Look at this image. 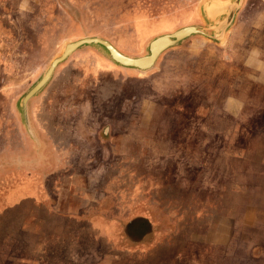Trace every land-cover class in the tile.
<instances>
[{
  "label": "rangeland",
  "instance_id": "1",
  "mask_svg": "<svg viewBox=\"0 0 264 264\" xmlns=\"http://www.w3.org/2000/svg\"><path fill=\"white\" fill-rule=\"evenodd\" d=\"M182 1L0 0V264H264V0L143 75L83 47L29 103L38 145L21 116L65 43L142 56L203 24Z\"/></svg>",
  "mask_w": 264,
  "mask_h": 264
},
{
  "label": "water",
  "instance_id": "2",
  "mask_svg": "<svg viewBox=\"0 0 264 264\" xmlns=\"http://www.w3.org/2000/svg\"><path fill=\"white\" fill-rule=\"evenodd\" d=\"M243 1L202 0L199 4V13L203 24L182 27L171 33L153 38L146 45L145 54L139 57H131L119 52L110 42L100 37H85L65 43L61 53L49 63L40 79L24 94L19 102L21 116L28 135L35 145L39 144L29 118L30 101L36 98L48 85L58 65L77 50L87 46L95 47L116 66L143 75L154 69L157 60L165 51L177 47L194 36L202 37L213 43H222L241 9Z\"/></svg>",
  "mask_w": 264,
  "mask_h": 264
},
{
  "label": "crops",
  "instance_id": "3",
  "mask_svg": "<svg viewBox=\"0 0 264 264\" xmlns=\"http://www.w3.org/2000/svg\"><path fill=\"white\" fill-rule=\"evenodd\" d=\"M193 6H194L193 0H191V1L190 0L189 1L186 0L185 3H183V1H182L180 5H176L175 7L176 8L179 7L180 9H182L183 13H187L186 15H189V14L193 13V11H192ZM177 17H178V11L176 10V13L169 14V16L162 17V21H160V23L174 21V20L177 19ZM136 18H137L136 21H137L139 27H145L147 23L150 24L151 22H153V21L149 20L150 18H148L144 14H138L136 16ZM249 259H264V245H261L260 247H257V249H254L252 251L251 256L249 257Z\"/></svg>",
  "mask_w": 264,
  "mask_h": 264
}]
</instances>
